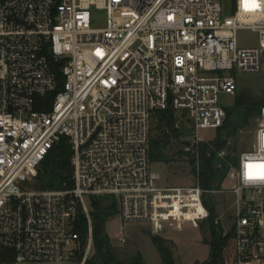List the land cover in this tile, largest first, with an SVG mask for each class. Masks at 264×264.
I'll use <instances>...</instances> for the list:
<instances>
[{
  "label": "built area",
  "instance_id": "built-area-1",
  "mask_svg": "<svg viewBox=\"0 0 264 264\" xmlns=\"http://www.w3.org/2000/svg\"><path fill=\"white\" fill-rule=\"evenodd\" d=\"M93 11L105 13L103 26ZM240 29L257 32L258 44L240 47ZM235 70L264 72V0H234L231 15L222 0H0V264H85V196H112L121 222L160 233L198 227L210 217L204 196L214 193L230 198L229 264H264V178H249L248 167L264 165V107L231 187L159 186L151 159L156 111L187 114L190 148L204 141L199 130L222 127L219 93L236 94ZM62 138L71 184L36 189ZM214 223L223 227L218 215Z\"/></svg>",
  "mask_w": 264,
  "mask_h": 264
},
{
  "label": "trees",
  "instance_id": "trees-1",
  "mask_svg": "<svg viewBox=\"0 0 264 264\" xmlns=\"http://www.w3.org/2000/svg\"><path fill=\"white\" fill-rule=\"evenodd\" d=\"M262 107H264V97L249 103L237 99L231 108L225 109L226 120L222 127L217 129L215 137L212 140L201 141L193 148L186 145L193 132L192 122L187 114L176 112L171 108L156 111L152 119L150 144L153 164L172 161L168 150L173 143L181 145L185 149L189 147L188 150H178L177 154L189 157L195 182L204 191L221 190L231 169L237 165L239 132L259 116ZM178 113H181L180 116ZM187 122L191 124L189 127H187ZM70 156L71 148L67 139L62 138L42 162L34 178V187L36 189H60L64 182L71 184ZM203 203L209 210L210 217L201 222L198 227L209 235L210 252L208 259L200 264H229L232 257L233 230L224 234L223 227L214 223V218L217 215L216 205L208 194L204 196ZM91 205L93 254L85 264H146L139 252L134 254L127 263L119 260L114 252V247L106 232V225L116 217L117 202L115 198L112 196L92 197ZM79 231L82 237L87 232V223L84 217L81 218ZM151 239L157 248L162 264H174L173 251L168 240L158 235H153Z\"/></svg>",
  "mask_w": 264,
  "mask_h": 264
},
{
  "label": "rangeland",
  "instance_id": "rangeland-1",
  "mask_svg": "<svg viewBox=\"0 0 264 264\" xmlns=\"http://www.w3.org/2000/svg\"><path fill=\"white\" fill-rule=\"evenodd\" d=\"M234 0H222L225 15H231ZM92 23L95 26L105 24V13L102 11L92 12ZM237 43L240 47L256 46L258 44V33L250 29H240L236 34ZM236 79V94L231 95L225 91L219 93V104L224 109L231 108L237 99L246 103L252 100L264 97V72L261 73H242L237 70L233 72ZM181 113H178L180 116ZM185 120V119H184ZM153 122V121H152ZM191 124L187 122V127ZM255 119L242 129L237 137V148L242 150L246 148L253 137L255 129ZM217 133L215 129H201L199 136L204 140H212ZM192 142V135L188 138ZM184 149L181 145H173L168 150L172 161L169 163L153 164V171L160 174L161 179L159 186L164 187H187L192 186L195 182L191 172V165L188 156H179L178 150ZM172 155V156H171ZM232 180H226L224 186L231 187ZM216 205V213L223 220V228L228 231L227 215L230 213V198L223 193L208 194ZM85 203L91 210V198L85 196ZM189 216H192L190 211ZM123 226V235L127 241L124 245H119L116 237ZM106 232L110 237L114 252L119 260L124 263L130 261L132 256L137 252L141 253L146 264H162L160 255L155 247L151 237L158 235L168 240L173 251L174 264H196L202 263L209 257L210 246L208 244L209 235L204 233L199 227L194 226L191 222H185L181 228L164 227L160 233H155L152 228L145 222H127L123 223L116 216L106 225ZM93 249L90 251V256ZM22 264V263H18ZM29 264V263H26Z\"/></svg>",
  "mask_w": 264,
  "mask_h": 264
},
{
  "label": "snow or ice",
  "instance_id": "snow-or-ice-1",
  "mask_svg": "<svg viewBox=\"0 0 264 264\" xmlns=\"http://www.w3.org/2000/svg\"><path fill=\"white\" fill-rule=\"evenodd\" d=\"M249 178H253V175L259 176L260 178H264V165H249ZM253 169H258L259 171L253 173Z\"/></svg>",
  "mask_w": 264,
  "mask_h": 264
},
{
  "label": "water",
  "instance_id": "water-1",
  "mask_svg": "<svg viewBox=\"0 0 264 264\" xmlns=\"http://www.w3.org/2000/svg\"><path fill=\"white\" fill-rule=\"evenodd\" d=\"M190 144H191V143H190L189 141H187V142H186V145H188V146H189Z\"/></svg>",
  "mask_w": 264,
  "mask_h": 264
}]
</instances>
